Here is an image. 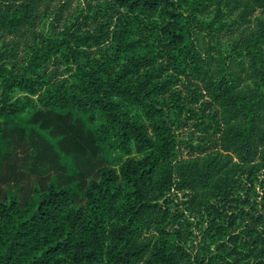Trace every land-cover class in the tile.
Returning <instances> with one entry per match:
<instances>
[{
  "label": "trees",
  "instance_id": "1",
  "mask_svg": "<svg viewBox=\"0 0 264 264\" xmlns=\"http://www.w3.org/2000/svg\"><path fill=\"white\" fill-rule=\"evenodd\" d=\"M0 264H264V0H0Z\"/></svg>",
  "mask_w": 264,
  "mask_h": 264
},
{
  "label": "rangeland",
  "instance_id": "2",
  "mask_svg": "<svg viewBox=\"0 0 264 264\" xmlns=\"http://www.w3.org/2000/svg\"><path fill=\"white\" fill-rule=\"evenodd\" d=\"M84 5L85 4L82 3V1H80V3L75 2L73 4L74 7H77V6L82 7ZM6 41H9V39L6 38ZM20 49L22 50L21 55L25 56L28 50L26 48H20ZM181 90L185 94V91L183 89ZM191 109H195L194 106H191ZM185 116L186 115H183L181 117V121L178 123V126L176 127V135L179 139V145H178L177 152H176L178 159L190 158V154L193 153L192 148L196 146H200V147H210L211 146V142H208L207 139H203L204 136L202 135V133L197 131V128L194 127V123L196 122L194 120L185 119L184 118ZM184 200L185 198L182 197L181 195L175 200V203L177 204L180 210L185 209V206L182 205V202ZM190 220L192 221V218H190Z\"/></svg>",
  "mask_w": 264,
  "mask_h": 264
}]
</instances>
